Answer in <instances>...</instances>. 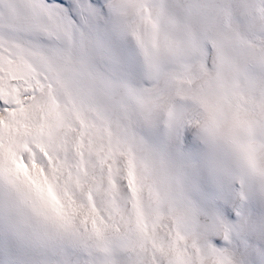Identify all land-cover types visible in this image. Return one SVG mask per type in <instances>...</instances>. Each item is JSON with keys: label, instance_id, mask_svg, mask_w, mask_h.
I'll list each match as a JSON object with an SVG mask.
<instances>
[{"label": "snow or ice", "instance_id": "obj_1", "mask_svg": "<svg viewBox=\"0 0 264 264\" xmlns=\"http://www.w3.org/2000/svg\"><path fill=\"white\" fill-rule=\"evenodd\" d=\"M0 264H264V0H0Z\"/></svg>", "mask_w": 264, "mask_h": 264}]
</instances>
